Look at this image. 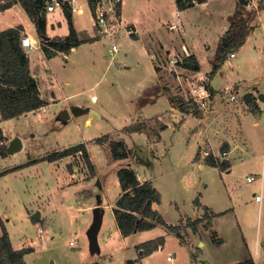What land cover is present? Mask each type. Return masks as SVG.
I'll return each instance as SVG.
<instances>
[{
	"label": "rangeland",
	"instance_id": "374dc122",
	"mask_svg": "<svg viewBox=\"0 0 264 264\" xmlns=\"http://www.w3.org/2000/svg\"><path fill=\"white\" fill-rule=\"evenodd\" d=\"M257 1L246 0L244 5L249 31L242 46L234 51L236 57L226 58L212 77L209 72L213 55L222 39L215 40L217 24L221 21L220 11L215 9L216 1L210 0L209 8H205L200 16L202 22L196 27L179 34L172 32L174 38L200 47L197 50L201 71L205 79L210 78V86L215 91L210 102L212 110H197L194 103L187 102L188 73L181 74L183 89L174 70H179L181 65L165 62L168 58H182V55H165L164 46L155 40L156 37H148L146 46L152 49L161 68H165L167 78L164 83L171 90L169 95L182 97L184 102L180 108L191 114L184 119L180 112L171 111L177 121L161 131L154 147L156 157L150 158L148 171L161 191L162 211L172 216L174 199H180L188 207L195 198L196 186L202 183L208 186L204 198L212 207L228 209L216 217L215 229L226 237L233 250H228L227 246L215 255L206 249L204 259L209 264H230L243 258L235 246V241L240 239L237 231L245 237L251 250L256 240L264 238V25L258 22L259 17H264V6L259 8ZM80 2L85 11L84 24L90 32V8L85 0ZM232 2L226 1L225 8L231 4L229 9L232 10ZM155 3V0H127V8L133 14L145 13L150 12ZM158 5L160 17H169L171 0H162ZM48 13L50 17L58 10ZM154 22L153 28L158 24ZM257 23L259 30L252 32ZM156 32L159 31L153 33ZM95 33L99 41L83 44L66 56L58 54L48 66L41 65L44 74L50 71L56 101L45 106V111L37 109L0 120L3 137L0 140V173H3L0 175V235L3 224L14 248H32L24 257L26 264H126L124 258L129 256L124 250L115 254L121 249L122 241L116 233L112 212L121 191L116 173L128 163L137 166L133 161L142 158L138 150L145 149L146 144L142 134L132 136L122 127L163 112L168 103L161 98L153 105H141L144 91L154 76L148 64H141V59L148 60L138 46L129 44V38L119 32L112 36ZM160 38L163 42L165 37ZM202 41L209 49L205 53L201 50ZM165 43L168 44L167 38ZM112 44L117 45V51H110ZM173 50L176 49L173 47ZM135 61H140L138 68L134 66ZM196 77L189 78L190 82L192 79L196 82ZM42 81L44 78L40 77L43 84ZM230 92L235 95L233 100L229 99ZM63 109L69 113L66 121L58 119ZM199 114H203L202 117ZM164 122L160 117L159 125ZM212 126L220 134L215 136L214 129H210ZM105 134L107 141H95L96 137ZM14 136L21 138L22 148L9 153L7 146ZM118 139L126 141L128 154L126 158L113 160L109 142ZM209 142L219 160L223 159L220 153L224 143L227 144L226 151L232 148L226 156L230 162L229 172L210 167L201 170L193 162L189 165L197 148L210 149ZM78 143L85 144L94 169L88 167L80 152L51 162L44 159L54 151ZM248 175L255 178L247 182ZM260 175L262 200L257 202L255 194L260 191ZM97 196L104 213L97 234L98 248L92 250L87 230L92 223L93 205L98 204ZM131 237L126 238L125 243H130ZM72 240H75L74 244L69 243Z\"/></svg>",
	"mask_w": 264,
	"mask_h": 264
},
{
	"label": "crops",
	"instance_id": "0c3cea01",
	"mask_svg": "<svg viewBox=\"0 0 264 264\" xmlns=\"http://www.w3.org/2000/svg\"><path fill=\"white\" fill-rule=\"evenodd\" d=\"M72 1L73 4H76L77 6H80L82 8V13H72L69 10H67V8L63 7V8L55 9L58 10V13L56 15H51L49 17V13L45 11L44 14L46 20V32L50 38L65 37L69 34V21H71L73 27L76 30L78 38L83 41L82 43L71 48L67 53L56 51L50 55H47L44 49L41 47L34 48L30 51H26L22 47V49L28 55L29 74L36 81L37 87L39 89L40 97L45 102V104L42 107L37 108L38 110L56 101V94L51 81L52 78L50 77V71L48 70L49 72L45 73L46 76H44L45 74L41 71V65L48 66V62L58 54H63L66 56L68 53L75 51L77 47L83 44H87V43L92 44L97 40L99 41L98 34L95 33V32L97 33L99 32L97 30V27L94 25L91 9H89V19L91 21V26L89 27L91 28L90 32L93 31L95 34H93V32L92 34H90V32L87 30L88 27H86V25L84 24L83 15L85 11L81 6V4H79L81 3L80 0H72ZM161 1L162 0H155L156 2L155 6L151 8L150 12L147 11L145 13L139 12L138 14H133L128 11L127 0H122V4L119 10L120 11L119 14L121 18V26L117 30V32L122 34V36L125 35L126 36L125 38L127 39L129 38L130 39V40L128 39L129 44L138 46L140 53L142 55H145L147 60L149 61L148 62L144 59H141L140 60L141 64L142 65L148 64V68L150 67L151 72L154 76L153 77L154 80L150 85L147 86V88L144 91V95L141 100V105L142 106L148 104L153 105L156 102H158L161 98H165L168 103L167 106H164L165 110L163 112L156 113L152 116L140 118L138 119V122L131 123L122 127L127 134H132L133 136L136 133H140L145 137L144 141L146 144L145 149L147 150V156L145 158L142 157L139 160L135 159L133 162L137 163L138 164L137 166L132 167L129 163L127 164V166H130L135 170L138 180L140 182H144V181L149 182L151 186L159 192V201L152 202L151 206L154 210L158 212L165 225L157 223L152 228L140 230L128 234L126 236H123L115 221L117 228L116 233L119 237H121L122 240L121 249L117 250L115 254L119 253L120 251L122 253V250L127 251L129 256L127 258H124V263L126 264H209L204 259L207 257L205 256L204 253L206 249L213 251L215 255L220 253L227 246H228V250L229 249L233 250L232 245L230 246L228 245V241L226 237L219 235L218 230H217L218 231L217 234V231L215 229L216 217L227 212L228 209L215 210V208L212 207L210 202L204 198V194L208 190V186L207 184L202 183L201 186L199 187L196 186V190L194 192L195 198L191 200V203H188L189 205L188 207H185V204L181 202L180 199H174L173 215L172 216L166 215L162 211L161 201H160L161 191L154 184V178L151 176V174L148 171L149 166L151 164L150 158L156 157L154 147H155V143L160 139L161 131L166 129L171 123L174 122V120L177 121L174 115L171 113V111L177 114L178 112H180L179 115H182L184 119L191 114L188 113L189 111L187 109L180 108V106L183 105L184 102L182 97H175L169 95L171 90L169 91V89L165 87V83H164L166 81L165 79L167 78L165 77V75L167 74L165 68L163 67L161 68L159 62L155 60L156 57L155 54L152 53V49L147 48L146 46H147V41H149L148 37H154V38L156 37L155 40H157L158 42L161 43V45L164 46L162 51H164L165 55L172 57V55L175 56L180 54L182 55V57L184 56L188 57L190 55H193L195 57L199 67L197 71L194 70L192 71L182 66L180 67L179 70L175 69V71L178 74L176 79L178 78V82L181 84L182 88H183L182 85L183 77L181 75L182 73H188V75H190V73L191 74L195 73L196 76L205 75L201 71L200 54L199 51L197 50L200 49V47H197L195 44L189 41L184 42L183 40L180 41V39L178 40V38L177 39L174 38L172 32L179 34L183 31L185 32L187 28L191 29L193 27H196V24L202 22L203 18H200V16L203 10H205V8H209L210 0H205L204 2L201 3H195L193 6L183 10H178L174 0H171V3L173 5L169 17L166 16L160 17L159 13L161 10L158 3H160ZM214 1H216L215 9L217 11H220L221 14V21H219L217 24V29L215 34V37H217L215 40L218 42L219 38L223 36V34L225 33L228 27L229 24L228 18L230 17V15H232V13L236 8V3H235L236 0H233L232 2L233 3L232 10L229 9L231 8V4L230 6H228V8L227 7L225 8L224 6L225 2L229 0H214ZM85 2L88 5V0H85ZM55 10L50 12H55ZM154 11H157L158 14ZM67 13H69V15H67ZM153 20L155 21L154 22L155 25L158 22L157 27L155 28H153V24H152ZM260 21L261 24L264 25V17H259L258 22ZM255 26L256 27L252 30V32L259 30L258 23ZM10 27H19L20 36L29 35L32 40L40 41V39L37 37L33 20L29 17L26 10L22 7L20 3H14L10 7L0 11V31ZM155 31H159V32H156L157 34H155L153 33ZM160 37H165L163 42L161 41ZM166 38L168 40V44L165 43ZM172 38H174L176 42H174ZM19 44L20 46H22L21 41ZM205 44L206 42L202 41L201 50L204 51L203 53L209 50L206 49ZM173 47L177 51L176 50L174 51ZM174 53L176 54L174 55ZM235 57L230 59H234ZM140 61L134 62V66L136 68H138V66L140 65L139 64ZM40 77L44 78V81H42L43 84L40 82ZM211 108L212 106L210 107V109ZM90 110L93 111V114L98 115V113L95 112L94 110L92 109ZM32 111L26 112L21 115L29 114ZM202 115L203 114H199L198 116L202 117ZM160 117H163L164 120L166 121L162 125H159ZM179 119L181 120L182 118ZM138 123L141 126L140 131L128 132L127 128H130ZM210 129L211 130L214 129L213 132L215 136H217V134H220L215 130L214 127ZM117 130L119 129H116L115 131ZM121 140L126 142L124 139ZM223 140L228 142L227 139H223ZM208 144L210 147L211 146L210 142ZM231 149L232 148L230 147L229 151L225 150L226 155L225 158L223 157L224 161H227L228 163V167H227L228 169H225V172L230 171L229 169L230 162L229 160L226 159V156L231 151ZM209 150L210 152L214 153L211 147L210 149L208 148L206 151L204 149L202 150L197 148V151L193 155L191 159V163H189V165L196 163L198 165V168L201 170H204L205 167L218 169L217 167L211 166L205 163L204 161V158L206 154L209 153ZM91 163L93 165L92 161ZM143 163H147V165L145 166ZM122 193L123 191L121 190L112 208L116 206V202L119 199V197L122 195ZM225 202L228 203V200H225ZM94 206L95 204L93 205V207ZM196 220H198V223H194V221ZM191 222H193L194 224L193 223L191 224ZM166 225L181 227L180 233L183 239H180L175 233L171 232ZM237 233L240 235V239H238V241L237 240L235 241L237 242L235 246L237 248L236 250L240 252V255H242L243 258L241 260H233L232 263L230 264L243 261L245 259H252L255 264H264V238L256 240L251 250L249 248V244L245 242L246 240L245 237L242 236L240 232L237 231ZM130 236H132L131 238L133 240L130 243H125L124 240L126 238H129ZM159 237L164 238L163 244L160 245L158 249L154 250L150 254H144L143 249L141 247L142 243L154 240Z\"/></svg>",
	"mask_w": 264,
	"mask_h": 264
},
{
	"label": "trees",
	"instance_id": "16d2710c",
	"mask_svg": "<svg viewBox=\"0 0 264 264\" xmlns=\"http://www.w3.org/2000/svg\"><path fill=\"white\" fill-rule=\"evenodd\" d=\"M44 0H0V11L10 7L14 3H20L26 10L29 17L33 20L37 37L40 39L41 48L47 55L60 51L67 53L69 50L83 41L77 36L76 30L69 21V34L65 37L50 38L46 32V20ZM205 0H174L178 10H183L193 6L195 3H201ZM259 8L264 6V0L257 1ZM246 0H236V8L232 15L228 18V27L221 37L220 42L214 52L212 59V67L209 77H212L219 69L223 61L228 57L230 52L238 50L245 41V37L249 31L247 18L244 17V5ZM88 5L93 11L94 0H88ZM69 10L67 5L63 7ZM62 7V8H63ZM120 9H118V14ZM69 15V13H67ZM19 27H10L0 31V119L5 120L32 111L42 107L45 102L40 97L39 89L36 81L29 74L28 55L20 46ZM226 40L224 43L223 41ZM182 67L189 70H198V64L193 55L184 56L179 63ZM208 85L210 98L215 95V91ZM198 110V108H197ZM130 131H140L141 126L135 124L127 128ZM0 133V140H2ZM108 135L96 137L97 143L107 141ZM125 142L121 139L109 142L111 150V159L118 160L127 157ZM227 144L221 147V152L225 151ZM124 149V150H123ZM121 150V151H120ZM80 152L90 169H93L88 151L85 144L78 143L64 150L54 151L48 154L44 159L55 161L63 158L68 154ZM205 163L217 167L219 170H225L228 167L227 161L219 160L211 152L207 153L204 158ZM3 173H0V175ZM118 183L123 191L122 195L116 202V206L112 208L115 221L123 236L128 234L152 228L155 224H164L160 215L151 206L152 202L159 201V192L154 189L149 182H140L135 170L130 166H123L117 170ZM193 222H191L192 224ZM198 223V220L194 221ZM193 223V224H194ZM167 228L175 233L180 239L181 227L166 225ZM2 234L0 235V264H26L25 255L32 249L31 247L14 248L7 233L6 228L2 224ZM164 242L163 237L156 238L151 241L142 243L141 247L144 254H150L158 249ZM233 264H255L252 259H245Z\"/></svg>",
	"mask_w": 264,
	"mask_h": 264
},
{
	"label": "built area",
	"instance_id": "2783aa9c",
	"mask_svg": "<svg viewBox=\"0 0 264 264\" xmlns=\"http://www.w3.org/2000/svg\"><path fill=\"white\" fill-rule=\"evenodd\" d=\"M44 9L47 12L54 11L57 8H62L63 5H67L69 11L72 13H82V8L73 4L72 0H44ZM122 4V0H94V9L92 11V17L94 25L97 27L99 34L101 35H110L112 36L117 32V30L121 26V18L120 14H118V9ZM89 6V5H88ZM90 8V7H89ZM21 45L26 51H30L34 48H39L41 46L40 41L32 40L29 35H23L20 38ZM117 45L112 44L110 51H117ZM229 58L235 57L234 52H230L228 55ZM182 58H168L165 60L167 64L178 66L177 64L182 61ZM175 70V69H174ZM194 74V75H193ZM196 77L195 73H190L189 77L186 80L189 82L188 84V98L187 102L194 103L199 110L209 109L211 106V98L210 91L208 89L209 80L205 79L204 75H198L197 81L194 82L193 79ZM189 78H193L192 82H190ZM227 91L229 88H225ZM224 89V90H225ZM229 92V91H228ZM235 95L230 92L229 99L233 100ZM45 111V107L42 108ZM226 151H222L220 153L221 157H225ZM264 162V157H263ZM255 177L253 175H248L246 177V181L250 182ZM260 179V191L258 194H255V200L261 201L262 198V175L259 176ZM75 243V240L70 241V244Z\"/></svg>",
	"mask_w": 264,
	"mask_h": 264
},
{
	"label": "water",
	"instance_id": "95a60500",
	"mask_svg": "<svg viewBox=\"0 0 264 264\" xmlns=\"http://www.w3.org/2000/svg\"><path fill=\"white\" fill-rule=\"evenodd\" d=\"M224 43L226 42V40L223 41ZM259 98H263V94L260 93L259 94ZM93 112V111H92ZM69 118V113L66 109H63L60 111L59 115H58V119H60L61 121H66ZM22 148V140L19 136H14L8 143L7 146V151L9 153H15L17 151H20ZM138 153L142 155L143 158H145L147 156V150L143 149V150H138ZM223 162H225L223 160ZM100 202V198L99 196H97V203L93 209H92V223L91 226L89 227V229L87 230V237H88V241H89V246L90 249H97L98 248V244H97V234L98 231L101 227L102 224V219H103V213L104 210L103 208L100 206L99 204Z\"/></svg>",
	"mask_w": 264,
	"mask_h": 264
},
{
	"label": "bare ground",
	"instance_id": "6f19581e",
	"mask_svg": "<svg viewBox=\"0 0 264 264\" xmlns=\"http://www.w3.org/2000/svg\"><path fill=\"white\" fill-rule=\"evenodd\" d=\"M88 120V119H87ZM89 121H87V123H88Z\"/></svg>",
	"mask_w": 264,
	"mask_h": 264
}]
</instances>
